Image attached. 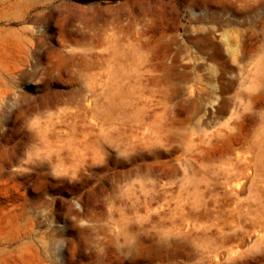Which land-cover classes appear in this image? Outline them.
<instances>
[{"label":"rangeland","instance_id":"rangeland-1","mask_svg":"<svg viewBox=\"0 0 264 264\" xmlns=\"http://www.w3.org/2000/svg\"><path fill=\"white\" fill-rule=\"evenodd\" d=\"M0 264H264V0H0Z\"/></svg>","mask_w":264,"mask_h":264}]
</instances>
